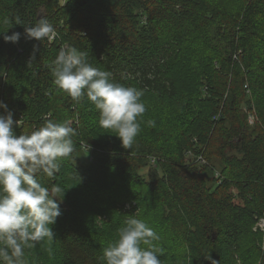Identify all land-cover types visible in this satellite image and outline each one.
<instances>
[{
	"label": "trees",
	"instance_id": "trees-1",
	"mask_svg": "<svg viewBox=\"0 0 264 264\" xmlns=\"http://www.w3.org/2000/svg\"><path fill=\"white\" fill-rule=\"evenodd\" d=\"M17 17L46 18L59 38L27 40ZM5 31L21 33L18 43L0 34V100L21 121L16 134L45 119L76 133L59 171L37 177L60 188L62 214L25 264H106L130 217L158 234L162 264H264V0H0ZM64 44L143 91L132 149L99 126L86 96L54 84Z\"/></svg>",
	"mask_w": 264,
	"mask_h": 264
},
{
	"label": "clouds",
	"instance_id": "clouds-1",
	"mask_svg": "<svg viewBox=\"0 0 264 264\" xmlns=\"http://www.w3.org/2000/svg\"><path fill=\"white\" fill-rule=\"evenodd\" d=\"M16 24L25 26L27 40L51 42L57 35L43 17L33 25L17 17ZM5 33L0 32L5 42L18 43L21 38L20 32ZM49 67L58 89L77 103L86 96L99 112V126L114 133L123 148L132 149L141 130L139 118L146 111L142 90L114 82L110 72L93 67L86 54L74 47L61 48ZM0 109L4 110L0 113V264H25V249L45 238L51 240L55 235L52 225L62 214V200L57 196L60 188L50 190L37 177H53L59 171L60 161L74 152L72 137L76 133L70 121L45 119L29 134L17 135L15 127H20L21 121L14 120L3 100ZM147 124L154 126L155 122ZM158 240L154 229L130 217L118 230V239L103 249V259L106 264H162L164 249ZM205 257L216 264L211 255Z\"/></svg>",
	"mask_w": 264,
	"mask_h": 264
},
{
	"label": "built area",
	"instance_id": "built-area-1",
	"mask_svg": "<svg viewBox=\"0 0 264 264\" xmlns=\"http://www.w3.org/2000/svg\"><path fill=\"white\" fill-rule=\"evenodd\" d=\"M55 30H56L57 35H56V37H55L50 43H54V42L59 38L58 31H57V29H55ZM64 47H70V46H69L68 44H64L62 48H64ZM249 119H250V122H251V123L254 122V120H255L254 113H252V114L249 115ZM82 144H83V147H84L85 149H87L85 143H82ZM202 162H205V161L202 160ZM255 229H260V230L264 231V218L260 219V220L257 222V224H256V226H255Z\"/></svg>",
	"mask_w": 264,
	"mask_h": 264
},
{
	"label": "rangeland",
	"instance_id": "rangeland-1",
	"mask_svg": "<svg viewBox=\"0 0 264 264\" xmlns=\"http://www.w3.org/2000/svg\"><path fill=\"white\" fill-rule=\"evenodd\" d=\"M6 73H5V70L3 68H0V82L4 79ZM102 218H99V221L101 220ZM106 232V231H105Z\"/></svg>",
	"mask_w": 264,
	"mask_h": 264
}]
</instances>
